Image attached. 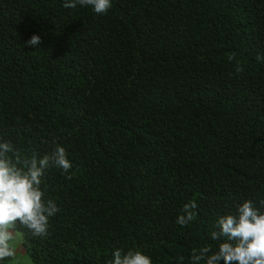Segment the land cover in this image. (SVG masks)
Instances as JSON below:
<instances>
[{
	"label": "trees",
	"instance_id": "trees-1",
	"mask_svg": "<svg viewBox=\"0 0 264 264\" xmlns=\"http://www.w3.org/2000/svg\"><path fill=\"white\" fill-rule=\"evenodd\" d=\"M63 5L0 0V140L72 163L42 177L47 234L13 230L32 264H111L117 248L192 264L220 216L264 211V0Z\"/></svg>",
	"mask_w": 264,
	"mask_h": 264
},
{
	"label": "clouds",
	"instance_id": "clouds-1",
	"mask_svg": "<svg viewBox=\"0 0 264 264\" xmlns=\"http://www.w3.org/2000/svg\"><path fill=\"white\" fill-rule=\"evenodd\" d=\"M91 7L97 15H105L112 7V0H64V7ZM39 35H32L27 41L30 47L41 43ZM264 60V57H257ZM229 61L235 59L230 56ZM237 64L236 71H242ZM50 167L69 172L72 163L64 147L58 146L53 152L38 159L25 158L11 141L0 140V261L16 255L13 246L12 229L17 221L29 229L33 236H44L48 232L50 218L59 208L54 200L44 199L42 177ZM264 205V201H261ZM195 200L183 205L176 223L189 225L195 218ZM216 242L214 250L205 245L194 250L192 264H264V211L253 200H245L238 206L236 214L218 218L215 230L209 233ZM181 262L183 257H180ZM111 264H153L152 258L143 251L117 248Z\"/></svg>",
	"mask_w": 264,
	"mask_h": 264
},
{
	"label": "rangeland",
	"instance_id": "rangeland-1",
	"mask_svg": "<svg viewBox=\"0 0 264 264\" xmlns=\"http://www.w3.org/2000/svg\"><path fill=\"white\" fill-rule=\"evenodd\" d=\"M12 231L14 232V236H18L16 240L13 243V246L15 247L16 250V259L20 264H32L30 258L28 257L23 245H22V235L18 232H15L13 229ZM15 239V238H14Z\"/></svg>",
	"mask_w": 264,
	"mask_h": 264
},
{
	"label": "crops",
	"instance_id": "crops-1",
	"mask_svg": "<svg viewBox=\"0 0 264 264\" xmlns=\"http://www.w3.org/2000/svg\"><path fill=\"white\" fill-rule=\"evenodd\" d=\"M14 238L15 239L13 240L12 243H15L14 241L16 240V238H18V236L15 235ZM16 256L17 255H15V257H12V258H6L2 264H20L18 260L16 259Z\"/></svg>",
	"mask_w": 264,
	"mask_h": 264
}]
</instances>
